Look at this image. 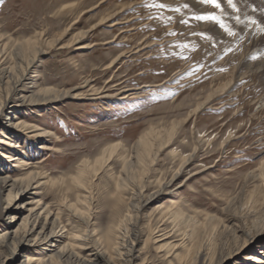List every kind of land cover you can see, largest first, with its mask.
Wrapping results in <instances>:
<instances>
[{
    "label": "rangeland",
    "instance_id": "obj_1",
    "mask_svg": "<svg viewBox=\"0 0 264 264\" xmlns=\"http://www.w3.org/2000/svg\"><path fill=\"white\" fill-rule=\"evenodd\" d=\"M216 4L0 0V69L13 73L0 80V178L40 175L39 187L0 216V242L22 224L17 205L31 200L64 227L60 243L72 244L77 264L95 257L109 264H264V7L252 0ZM33 43L35 57L27 47ZM78 43L87 48L76 49ZM28 60L33 65L25 69ZM36 75L34 90L68 96L14 112L9 85ZM89 89L98 91L95 100ZM10 120L26 127L4 129ZM38 128L49 134L33 138ZM150 130L167 139L165 146L124 170ZM110 146L113 155L89 171L85 190L76 188L82 162L93 165ZM125 176L137 187L128 182L119 191L116 180ZM69 206L90 208L87 229ZM88 232L102 244L96 255L75 241ZM134 234L126 256L119 244ZM36 244L18 246L11 264H38L46 256Z\"/></svg>",
    "mask_w": 264,
    "mask_h": 264
},
{
    "label": "bare ground",
    "instance_id": "obj_2",
    "mask_svg": "<svg viewBox=\"0 0 264 264\" xmlns=\"http://www.w3.org/2000/svg\"><path fill=\"white\" fill-rule=\"evenodd\" d=\"M252 1L255 2L257 4V6L264 7V0H252ZM197 6H198V4H197ZM93 28L94 27H92L91 29H93ZM78 42H80V41H78ZM27 47H28V49L30 48L31 54L34 57L37 56L40 52L39 49L34 45V43L33 44H27ZM85 48H87V46L85 44H79L76 47V49H79V50H83ZM115 61H117V59H115L113 61V63ZM32 62H33L32 60H28V62H26L27 64H26L25 69H28L31 65H33ZM263 67H264V63L261 64L260 68H263ZM12 77H13L12 70L0 69V80L2 78H6L8 80H11ZM36 79H38L37 75L35 77H33L31 79V81L27 82L26 84H23L22 78H17L15 82H11V85H9V91H8L7 95L10 96V94H12L13 96L16 97L15 102H17V103L12 107L14 109V112L19 111V108H21L22 106H24V107L33 106V105L34 106H45V105H47V104H49L55 100L62 99L64 97L68 96V94H69L68 92L63 93L60 91L59 92L54 91V89L34 90L36 88V83L34 82ZM86 86L87 85H85L81 88H86ZM25 89H27V91L23 94V90H25ZM21 92H22V94H21ZM89 92L90 93L88 94V96H90L91 100H95L94 96L97 97L98 91L94 90V89H89ZM102 96H104V95H102ZM75 97H77V96L75 95ZM125 98L126 97H123L122 99H125ZM2 104L3 103L0 102V107L2 106ZM7 126L9 128H13V129H17V130L23 129L24 127H26L24 125V123H21V122L14 123L11 120L7 122L5 127L3 126L4 129H7ZM7 130H9V129H7ZM48 134H49L48 131H46L45 129L38 128L36 130V132L33 133V138L39 139L42 137H46ZM171 134H172V132L167 135L168 139L171 137ZM158 140H160V142ZM157 141H158V143H161V144H157ZM166 141H167V139H162L160 137V135L159 136L156 135L151 130L149 132L142 134L138 138L137 143L134 146V153H135L134 158L136 161L135 162L124 161V170L133 168L132 167L133 165L145 164L146 162L150 161L155 155L154 151L157 150L158 148H161L163 145L165 146L164 142H166ZM115 148H116L115 146H110L109 148H107L104 151V153L98 159H96V161L94 162L93 165H90V163L88 161H83L82 165H81L80 173L77 175V177H74L72 179L75 187L80 189V190H85L84 189L85 185H86L85 184V181H86L85 178L89 174V171L96 172L98 170V167L101 168V166L104 164L105 156L108 159H110V157L113 155ZM189 157H190V155L185 156L181 159L182 160L180 163L181 165L179 166L178 170H181L186 166V164L189 162ZM3 158H5L7 161L9 160L10 162L11 161L14 162L15 160H17L16 158L14 159V158H12L10 156H6V155H4ZM22 163L23 162H20V164H22ZM177 174H178V172H176L173 175V178ZM194 174H196V173H194ZM39 177H40V175L37 173H30L26 177H23L20 179H11L9 177L0 178V216H2L5 213L6 209L9 208L8 206L11 204V202H13L18 196H20V194H22V193L23 194H29V192H30L29 189L34 184H35V187H33V189L38 188L40 185L39 184ZM128 182H129L130 186L137 187L133 180L130 181V178L128 176H125V178H119L118 180H116V183H115L116 188L119 191H121L125 187H127ZM170 184H171V182L168 184H165V188H169ZM5 191L7 192V197H6L7 202H6L5 206H2V203H3L2 202V194ZM158 193H160V191L153 193L154 195H152V197L156 196ZM32 194H36V193H32ZM150 198H151V196H150ZM85 199H86V197H85ZM136 199H138V198H136ZM147 201L145 203H147ZM17 208L24 209V213H25L24 215L25 216L23 217L22 224L19 228L15 229V230L7 229V231L3 234V239H2L3 243H2V241L0 242V264H11L12 257L15 254L16 248L18 246H23V245L26 246V244L30 243V242H32L34 244L37 243L36 244L37 249L40 250L39 254L46 256L45 258H40L38 260V264H77L80 262V258L77 257V255L72 251V248H73L72 244H68V243L61 244L60 243V242H62L61 240L62 239L64 240L66 237L63 235L64 234L63 232H65L64 227L60 228L59 224H57V221H56L57 218L56 217L53 218V215H51V212H49L47 207H42L38 201L32 202L31 200H28V201L19 203L17 205ZM68 208L70 209V211L73 212L74 217H76L77 219L82 220L84 222V224L86 225V229H87L89 226L88 224L90 223V219H91L90 208L85 207L84 209H78L75 206H73V207L69 206ZM13 215H15V213H13ZM14 219L15 218L11 217L10 220H14ZM164 235H161L159 239L153 238L152 240H155V241L157 240L156 242H160V241L164 240L162 238V237H164ZM90 236H92V233L90 235L89 232L86 234H81L75 238V241L76 242L79 241V244H77V245L81 248H86L89 245H91V247L94 248L92 255H96V254L100 253V251L103 250V247H102V244L99 242L90 241V239H91ZM32 237H34L33 240H31ZM136 239H137V236H136V234H134L129 241H127V242L123 241L125 243V246H123L122 243H120L118 249H125L126 256H129L128 253L132 249V246L134 245V241ZM57 243H60L61 246H59V244H57ZM109 246L110 245H108L107 247H109ZM163 247L164 246H161V248H163ZM117 253H119V250ZM247 259L252 260L253 262H257L259 260V258H256V257H247ZM162 260L163 261L165 260V256ZM26 261H27L26 264H33L31 259H27ZM86 262H88V264H109V262L104 261L102 259L100 260V258L97 259L96 257H95V259L93 258V260L86 261ZM81 263H85V261L83 260ZM133 263H134V261H132L131 258H128L124 261L123 264H133Z\"/></svg>",
    "mask_w": 264,
    "mask_h": 264
},
{
    "label": "snow or ice",
    "instance_id": "obj_3",
    "mask_svg": "<svg viewBox=\"0 0 264 264\" xmlns=\"http://www.w3.org/2000/svg\"><path fill=\"white\" fill-rule=\"evenodd\" d=\"M206 2L212 3L213 5H215L217 7L219 6L218 4H216V0H206ZM212 19H215V18L213 17Z\"/></svg>",
    "mask_w": 264,
    "mask_h": 264
}]
</instances>
